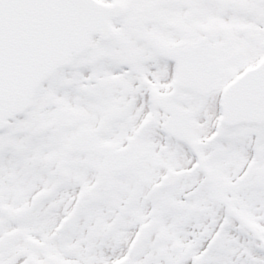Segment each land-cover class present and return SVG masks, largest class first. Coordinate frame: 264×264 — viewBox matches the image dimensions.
I'll list each match as a JSON object with an SVG mask.
<instances>
[{
  "label": "snow or ice",
  "instance_id": "6c2138e0",
  "mask_svg": "<svg viewBox=\"0 0 264 264\" xmlns=\"http://www.w3.org/2000/svg\"><path fill=\"white\" fill-rule=\"evenodd\" d=\"M0 264H264V0H0Z\"/></svg>",
  "mask_w": 264,
  "mask_h": 264
}]
</instances>
